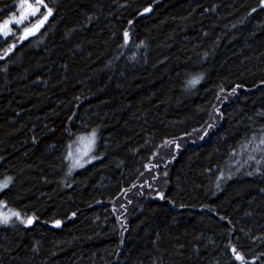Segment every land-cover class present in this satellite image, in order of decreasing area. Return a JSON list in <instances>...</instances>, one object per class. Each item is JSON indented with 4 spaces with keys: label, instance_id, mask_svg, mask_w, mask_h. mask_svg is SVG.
Here are the masks:
<instances>
[{
    "label": "trees",
    "instance_id": "trees-1",
    "mask_svg": "<svg viewBox=\"0 0 264 264\" xmlns=\"http://www.w3.org/2000/svg\"><path fill=\"white\" fill-rule=\"evenodd\" d=\"M44 4L0 35V264H264V3Z\"/></svg>",
    "mask_w": 264,
    "mask_h": 264
},
{
    "label": "snow or ice",
    "instance_id": "snow-or-ice-1",
    "mask_svg": "<svg viewBox=\"0 0 264 264\" xmlns=\"http://www.w3.org/2000/svg\"><path fill=\"white\" fill-rule=\"evenodd\" d=\"M261 3H264V0H261ZM36 5H37L36 7H33V5L29 2V0H20L19 5H14V7L19 8V11H20L19 17L10 16L9 18L4 19L3 22L0 23V34L7 37L11 31V29H10L11 24H13V23L21 24L22 22L27 20L29 16H36V14L40 11V7L42 6V7L47 9L46 14L43 15L42 19L37 20V22L31 28H25L24 29V35L20 36L19 39L23 40L25 38V36L31 35L35 31H37L40 28V26L52 14V9L48 8L47 5L44 4V0H36ZM144 11L147 12V11H149V9L145 8ZM253 11H255V9ZM129 23H131V21H129ZM124 39H125V41H127V39H128V32L127 31L124 32ZM14 47H15V45L9 46V48L5 52V55H7V52L12 51V48H14ZM198 80H199V77H195L189 83L195 84L198 82ZM235 91H236V89L233 88L232 92L235 93ZM94 140H95V132H93L91 134V138L87 141L89 148L91 145L94 144ZM253 140H255V136H253ZM246 146L247 145H245V147ZM262 146H264V136H262L260 138L259 143L256 145V148L261 149ZM177 147H179V145H177ZM89 148L85 149V154H87V151L89 150ZM69 155H71V153ZM251 158L252 157H250V159ZM257 163H259V161ZM76 165L79 166L78 160L76 161ZM258 170L259 169H257V171ZM251 174L252 173H249V175H251ZM11 179H12L11 177H6L3 181H0V188L6 187L8 185V183L11 181ZM157 196L160 199H164V194L161 192H157ZM3 206H4V201H0V207H3ZM12 217H16L17 219H20L21 213L19 211H14V210H9V212H7V213L0 211V224H7ZM221 219H226V217H221ZM22 222L30 225L33 223V217H28L26 220H23ZM55 223H56V225H59L61 222L59 220H57V221H55ZM231 252H232V255L234 256L236 261H239L240 264H245V257L243 256L242 253L237 251V249L234 245L231 248Z\"/></svg>",
    "mask_w": 264,
    "mask_h": 264
},
{
    "label": "rangeland",
    "instance_id": "rangeland-1",
    "mask_svg": "<svg viewBox=\"0 0 264 264\" xmlns=\"http://www.w3.org/2000/svg\"><path fill=\"white\" fill-rule=\"evenodd\" d=\"M29 2L33 5V7L37 6L36 1L29 0ZM19 3H20V1L18 2L17 5H19ZM40 10H41V7H40ZM39 12L36 14V16L39 14ZM19 15H20V11H19V8L17 7V12L15 14H13L12 16L19 17ZM36 16H29L28 19L25 20L24 22H22L21 24H15V23L11 24L10 25L11 31H10L9 35L12 33H15V32H18V34L20 33L21 36L24 35V29L25 28H31L37 22V19H33V17H36ZM19 29L21 30V32H19ZM0 35L2 37H5L2 34H0ZM92 133H88V134H84V135L80 136L78 138V141L76 142V144L72 147V149L70 151L71 163L73 165L72 168L74 170L85 167L87 164L95 161V159H96V156L94 155V151H95L96 144H97V134L95 133L94 144L91 145L90 148H89V145L87 143V141L91 138ZM86 148H89V150L87 151V154H85ZM77 160L79 161V166L76 165ZM168 181H169L168 177H165L164 179H162L161 180V187H160L161 189L159 188V190L157 192H161V193L165 194L164 187L168 185ZM154 197L159 199V200H162L157 196V193L154 194Z\"/></svg>",
    "mask_w": 264,
    "mask_h": 264
}]
</instances>
